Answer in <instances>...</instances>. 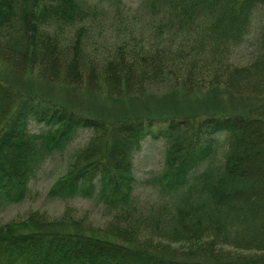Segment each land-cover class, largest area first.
Instances as JSON below:
<instances>
[{"label":"trees","instance_id":"trees-1","mask_svg":"<svg viewBox=\"0 0 264 264\" xmlns=\"http://www.w3.org/2000/svg\"><path fill=\"white\" fill-rule=\"evenodd\" d=\"M144 3L169 18L171 32L158 30L164 41L120 47L95 63L86 53L88 13L79 0H0V65L18 81L36 72L51 85L117 99L166 85L189 99L223 87L235 97L264 100V30L248 66L231 61L264 0ZM78 23L73 36L62 33ZM220 105L201 115L174 108L168 117L107 122L16 90L0 76V213L24 203L47 163L88 131L86 147L48 198L91 201L110 216L107 227L93 231L68 213L0 224V264H264L263 110ZM31 121L44 131L31 132ZM151 140L165 141L167 153L154 179L162 200L147 213L135 193L134 157Z\"/></svg>","mask_w":264,"mask_h":264},{"label":"rangeland","instance_id":"rangeland-1","mask_svg":"<svg viewBox=\"0 0 264 264\" xmlns=\"http://www.w3.org/2000/svg\"><path fill=\"white\" fill-rule=\"evenodd\" d=\"M144 1L122 0L120 5L114 7L97 0H79L81 7L88 13L85 26L87 34L84 38L86 53L95 63L104 62L113 56L120 47L139 50L142 46L150 47L164 41V32L158 33V30L162 27V31L165 33L171 32L166 28L169 25V18L163 19L159 15L161 13L152 10V4H146ZM81 26L82 24L79 23L67 26L62 33L71 37ZM263 30L264 8L260 10V17L254 23V28L247 41L234 51L231 60L234 65L248 66L252 62L261 49L260 37ZM174 37L173 44L177 45L180 38L179 36ZM8 68V66L0 65V76L16 90H23L25 93L27 91L34 92L51 99L58 105L67 106L76 113L90 115L107 122L134 117H168L172 115L174 108L201 115L206 113V109L214 108L220 103L223 106L218 108H227V111L234 112V110H241L245 106L248 109L242 110L241 113L248 114L251 110L253 113H257L258 110H263L264 116L263 99L235 97L223 87L218 88L217 91L213 90L207 94L192 97L194 99H189L180 94L177 89L173 90L166 85L154 87L141 97L130 96L117 99L107 94L91 93L86 89L48 84L36 72L34 75H26L18 81ZM29 129L36 134L44 131L43 125L34 121L30 122ZM91 135L92 133L88 131L80 132L66 152L55 155L35 182L31 184L29 198L22 204L9 205L2 210L0 224L20 222L35 214L44 215L50 220H57L68 213L76 220L85 223V226L91 231L94 228L98 230L107 227L110 216L94 202L82 199L59 201L48 198L52 185L65 174L74 155L86 147ZM166 153L165 141L154 142L151 140L147 141L142 151L134 157V172L137 180L135 193L141 210L147 213L151 211V207L157 206L162 200L154 179L161 176L164 171ZM254 254L251 253V255Z\"/></svg>","mask_w":264,"mask_h":264}]
</instances>
